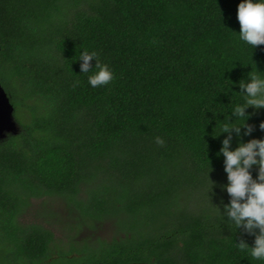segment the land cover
<instances>
[{"label":"trees","instance_id":"1","mask_svg":"<svg viewBox=\"0 0 264 264\" xmlns=\"http://www.w3.org/2000/svg\"><path fill=\"white\" fill-rule=\"evenodd\" d=\"M238 2L0 0V86L16 125L0 139V264H264L236 244L254 234L223 215L217 120L234 119L231 82L264 75V45L238 37ZM81 47L112 69L108 84L77 73ZM245 113L241 139L260 138L264 107ZM42 196L62 197L88 235L64 247L20 221Z\"/></svg>","mask_w":264,"mask_h":264},{"label":"clouds","instance_id":"2","mask_svg":"<svg viewBox=\"0 0 264 264\" xmlns=\"http://www.w3.org/2000/svg\"><path fill=\"white\" fill-rule=\"evenodd\" d=\"M236 18L241 41L250 45L251 49L258 44L264 45V0H239ZM77 58L80 60L77 73L86 74L92 87L106 85L114 78L112 69L107 63L101 62L95 49L81 47ZM231 83H237L242 89L236 92L240 94L239 99L227 108L231 110L234 119L229 120L226 116L223 120H217L220 126L216 132L226 133L219 148L227 180L222 187L229 195L228 202L223 204V215L228 218L227 222L231 226H242L244 231L254 234L252 246L243 239L236 244L251 258L264 261V135L246 141L241 139L253 131V125L245 123L246 106L264 107V75L249 72L246 81L240 79ZM258 127L264 130V120L259 122ZM233 135L237 142L235 147L230 148ZM154 140L157 144L164 143L158 135ZM254 165L257 166L255 178L250 172ZM216 210L221 215L217 207Z\"/></svg>","mask_w":264,"mask_h":264},{"label":"rangeland","instance_id":"3","mask_svg":"<svg viewBox=\"0 0 264 264\" xmlns=\"http://www.w3.org/2000/svg\"><path fill=\"white\" fill-rule=\"evenodd\" d=\"M11 117L13 119L12 111ZM2 133L4 134L0 138L5 137L8 131L3 130ZM19 220L41 223L53 232L57 244L64 247L70 242H79L89 233L88 223L78 224L76 210L58 196L32 198L22 211ZM101 226L106 233H110L113 229L111 221L103 222Z\"/></svg>","mask_w":264,"mask_h":264},{"label":"water","instance_id":"4","mask_svg":"<svg viewBox=\"0 0 264 264\" xmlns=\"http://www.w3.org/2000/svg\"><path fill=\"white\" fill-rule=\"evenodd\" d=\"M12 106L8 101L4 90L0 86V137L4 134L3 130L14 132L16 125L14 120L11 117ZM1 139V138H0Z\"/></svg>","mask_w":264,"mask_h":264}]
</instances>
